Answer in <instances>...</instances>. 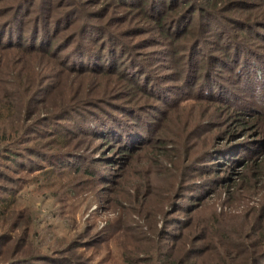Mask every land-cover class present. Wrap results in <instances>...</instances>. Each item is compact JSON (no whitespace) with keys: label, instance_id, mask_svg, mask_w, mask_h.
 Segmentation results:
<instances>
[{"label":"rangeland","instance_id":"1","mask_svg":"<svg viewBox=\"0 0 264 264\" xmlns=\"http://www.w3.org/2000/svg\"><path fill=\"white\" fill-rule=\"evenodd\" d=\"M12 1L0 0V13ZM73 1L56 0L55 16ZM76 1L82 13L104 3ZM38 2L28 7L25 28L41 12ZM194 7L198 9L192 13ZM202 12L206 19L202 14L198 25ZM145 13L144 5L121 3L108 11V28L119 34L123 50L132 57L130 61L125 53L119 56L117 72L98 74L84 62L67 70L65 66L82 56L79 53L78 59L63 61L64 68L55 66L53 79L47 73L39 75L33 93L26 92L35 112L27 110L23 124L32 121L35 130L17 148L21 153L15 155L23 163L0 157V171L9 176L0 178V186L16 190L5 218L0 216V232L14 235L12 241L28 231L43 252L55 256L67 244L85 241L73 251L89 262L124 264V253L141 255L140 239L149 233L159 238L156 245L164 250L185 239L187 251L206 243L216 244L220 252L214 244L220 236L217 231L240 229L243 221L248 225L259 217L257 203L264 194V183L256 175L264 167V0H176L166 8L164 20L180 14L187 20L176 32L170 22L169 34ZM4 18L0 14V21ZM2 30L0 56L17 51L1 47L7 40ZM70 34L69 28L56 34L54 46ZM71 50L55 52L56 59ZM136 63L141 66L136 75L146 85L144 90L126 79L128 70L140 67ZM19 64L15 61L13 68ZM12 78L19 81L21 73ZM4 79L11 80L0 74V82ZM8 88L0 85V105ZM92 97L99 106H88L85 117L77 109L69 119L39 120L55 112L56 105H76ZM125 105L135 109L128 116L122 114L127 112ZM103 111L128 123L133 118L128 138L86 132L98 130L89 122L97 124L94 117ZM11 112L0 115L3 129L15 119ZM24 145L44 152L74 151L80 157L67 154L49 163ZM28 157L40 168H25ZM48 167L51 170L44 172ZM215 217L220 224L213 226ZM248 227L249 233L259 232L250 225L246 231ZM203 231L211 232L213 244L201 238ZM91 240L96 242L85 244ZM208 253L190 259L209 264Z\"/></svg>","mask_w":264,"mask_h":264},{"label":"trees","instance_id":"2","mask_svg":"<svg viewBox=\"0 0 264 264\" xmlns=\"http://www.w3.org/2000/svg\"><path fill=\"white\" fill-rule=\"evenodd\" d=\"M175 1L176 0H104V3L95 10L82 13L80 11L79 1L74 0L73 4L69 5L67 8L63 9L59 15L55 16L54 10L56 8H54V6L56 5V0H39L38 9L41 8V14L39 13L37 16L31 18V25L28 28H25L24 18H26L25 16H28V7L34 3V0L12 1L13 3L6 7L4 13H0L2 16H5V18L0 21V30L3 28V33H6L7 35V40L4 41V43H1V47L15 48L17 50L16 52L11 53L6 52L4 53V56H0V74L11 78V80L9 79L10 81L4 79L0 82L2 87L5 85V89L6 86H9L7 90H4V96L2 95L1 97L3 98V101L0 105V115H2L5 110L9 109L12 111L10 116L14 113H16V116L15 119L10 120L12 125L9 129H3L0 125V139L4 140L3 144L0 143V157L12 162L14 161L18 165L20 163L19 157L15 154L16 152L21 153V150H18L17 148H21V144L23 145L24 141L30 139L29 133L35 130L32 121L23 124L25 112L27 110L30 114L31 111L32 113L35 112V109L30 107L32 96H28L26 92L31 90L30 92L33 93L39 75L44 76L43 74L47 73L49 74L48 76H50L49 78L53 79L56 76L54 71L55 66L59 65L61 68H64L65 65L63 61L66 62V60H69L70 62V57H77L79 53H81L82 56H80L79 59L77 57V61L70 62L69 66H65L67 70L69 68L76 69L77 66L81 64L80 62H84L90 64L87 67L90 68L92 72H97L99 74V72L102 71H109L114 73L118 71L116 60L122 54L125 53L126 56H130L128 57V60L132 61L131 55H128L129 53L123 50L125 46L123 45L124 43L119 34L108 28L111 16H108L107 14L114 4L117 5L121 3L125 6L144 5V10L146 11L144 17L153 15L154 17H151L150 19L156 23V26L163 28V33H165L167 31V25H169L170 22L172 25L176 26L174 32L180 28H185L183 27V24L187 19H183V14L182 16L180 14L168 20H164L163 18L166 8L169 7V5L174 4ZM197 9V7H194L192 13L196 12ZM202 14H204L203 17L206 19V12L200 13L198 17V25L202 23ZM203 17L202 19H204ZM95 19H98L99 21H96ZM163 23L166 26H164ZM66 28H69L72 34L67 35L64 42H61L59 45L57 43L58 46H54L53 38L56 34H60V32ZM167 33L169 34L170 32L167 31ZM68 47H72L71 52L60 55L61 60H58V58L56 59L57 52L62 48L64 49ZM33 52H35V54H33ZM34 58L37 61H33ZM49 58L53 59V63H49ZM15 61L20 63L17 68H13ZM37 64L39 65L38 67L35 66ZM136 64L138 65V63ZM136 68L128 70L130 75L126 76V79L136 83L139 88L144 90L146 89V85H144L136 75L140 72L141 66L138 67L139 69L137 68L138 70ZM83 70H85V68ZM52 71L54 72L50 73ZM122 71L124 72L125 68ZM20 73L22 78L19 79V81H13L12 77L15 76L19 78ZM20 84H22L23 87H21ZM40 90L50 92L51 89L41 87ZM17 91H19V93ZM98 101L97 98L95 99L92 97L91 99L86 98L84 101L76 103V105L67 103L60 106L56 105L55 112L46 114L44 119H42L43 116H41L39 120L44 121L51 118L69 119V114L77 109L81 112L79 114L85 117V113L88 111V106H99V103H97ZM85 103L87 105L84 106ZM124 108H127V112H118L125 116L135 110L132 106L125 105ZM2 109L4 111H2ZM109 115L110 114H107L105 111H103V113L98 112L97 116L94 117L97 124L93 122V119L89 122V125L94 124L98 130H90L86 132L91 133L92 135L105 132L115 140H122L124 137L128 138L130 134L127 127L133 118L130 117V123H128L125 122V119ZM120 119H122V121ZM77 129H81V127H77ZM70 133V135H73L72 132ZM102 135L103 134H101V136ZM24 148L27 147L24 145ZM31 149L33 150L29 149V152H35V154H38V156L49 163H52V160L56 158L60 159L67 154H72L77 158L80 157L79 153L69 150L60 151V149H57L51 152H44L39 149ZM27 160L28 163H25V168H40V166H38L39 163L33 161L31 158L28 157ZM22 163L23 162L20 164ZM49 170H51V167L45 168L44 172ZM256 175L259 177L258 180L261 181V183H264V167L257 169ZM0 178L6 179L9 178V176L5 171H0ZM14 188L15 187L12 188L6 185L0 186V216L3 218H5V214L12 205L11 203L14 199V194L16 193ZM261 196L262 199L259 198V203H257L260 204L258 207L261 209L259 217L255 218L250 224H248L251 227L255 226L254 228L259 230V232L255 233V229H253L254 231L249 233V227L248 231H246L244 228L248 226L246 221H243L244 223L241 224L240 229H232L226 233L224 230L217 231L220 236L215 240L214 244L217 243L220 252L216 249V244L215 246L208 247L205 246L206 243H201L195 249L192 248L190 251H187L185 248V239L172 244L164 250L161 246L156 245L159 242V238L157 239L154 235L152 236L149 233V235H144V237H142L143 239H140L141 245L139 244L138 246L140 247L139 249H141V255L135 258L128 253H124L122 255L124 264H202V262L198 263V261L191 260L190 258L198 256L197 254H202L205 251L210 252L207 254L210 259L209 264H264V194ZM260 200L262 201L261 203ZM27 214H29V219L32 220L30 210ZM212 222L213 226L220 224L217 217H215V220ZM153 228H155L154 224L151 225V229ZM0 229H3L2 223L0 224ZM203 232L205 235H201V238L209 239L210 244H213L209 237L211 232L208 235H206L205 231ZM17 237H19L21 241L18 240V238L12 241L14 235L9 232H0V264H46L48 262L50 264H99L98 262L91 263L89 262L88 257H83L81 253L73 251L74 248L83 246L80 242L85 241H78V243L73 244L69 243L66 247L59 250L61 255L55 256L49 252H43L41 243L36 241L28 231ZM177 237L178 236H175V240ZM161 238L165 237L161 236ZM95 242L96 240H91L85 244L93 245ZM11 245L13 246L11 247ZM66 252L71 253L66 254Z\"/></svg>","mask_w":264,"mask_h":264}]
</instances>
